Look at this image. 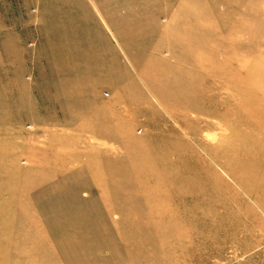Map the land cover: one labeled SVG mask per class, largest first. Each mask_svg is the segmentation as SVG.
<instances>
[{"label":"rangeland","instance_id":"obj_1","mask_svg":"<svg viewBox=\"0 0 264 264\" xmlns=\"http://www.w3.org/2000/svg\"><path fill=\"white\" fill-rule=\"evenodd\" d=\"M47 185L113 263L264 264V0H0V217Z\"/></svg>","mask_w":264,"mask_h":264},{"label":"crops","instance_id":"obj_2","mask_svg":"<svg viewBox=\"0 0 264 264\" xmlns=\"http://www.w3.org/2000/svg\"><path fill=\"white\" fill-rule=\"evenodd\" d=\"M121 94V93H120ZM122 102L127 103L123 95L119 97ZM128 104V103H127ZM130 110L134 113V104H129ZM100 116L95 122H91L90 127L94 128L95 134L100 138L113 139L119 144L122 143L120 133V120L123 119V112H113L114 116L108 115L107 108L99 109ZM106 133L108 135H106ZM112 136H109L110 134ZM45 170L42 166V171ZM21 172V171H20ZM50 172H54L50 170ZM0 186V194L5 190ZM44 192L52 193L49 199L45 195L38 196L36 201L37 213L35 216H1L0 217V258H10L5 260V264H117L112 259L119 257L121 252L111 250L109 244L121 245V238L115 231L117 227H108L110 222L117 221L119 226L128 221L123 217H99L78 215L67 204L72 196L67 194L59 196L60 193H73L68 190L70 186L47 185ZM60 187V188H59ZM67 188V190H64ZM61 189V190H60ZM8 191V190H6ZM84 192V191H82ZM106 192V191H105ZM108 192V191H107ZM53 193L57 195H53ZM44 197V198H43ZM112 200V196H108ZM65 204L64 215H58L59 203ZM50 204V214L43 216V206ZM39 209L41 210L39 213ZM40 214V215H39ZM250 219L246 222L250 224ZM232 222V221H230ZM258 223L263 225L262 221ZM234 225L229 223V225ZM261 228V227H260ZM228 230L232 231L231 227ZM259 232V236H260ZM185 245H187L185 243ZM182 257L183 255L180 254ZM1 263L0 264H4ZM164 264V263H163Z\"/></svg>","mask_w":264,"mask_h":264}]
</instances>
